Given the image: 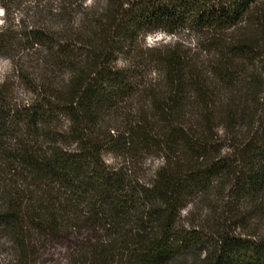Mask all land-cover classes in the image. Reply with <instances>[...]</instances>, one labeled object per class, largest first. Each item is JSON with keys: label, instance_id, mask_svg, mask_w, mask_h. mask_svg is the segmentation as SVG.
Masks as SVG:
<instances>
[{"label": "trees", "instance_id": "obj_1", "mask_svg": "<svg viewBox=\"0 0 264 264\" xmlns=\"http://www.w3.org/2000/svg\"><path fill=\"white\" fill-rule=\"evenodd\" d=\"M48 1L24 42L0 31L29 93L0 85V264L74 230L79 264H264V0Z\"/></svg>", "mask_w": 264, "mask_h": 264}, {"label": "rangeland", "instance_id": "obj_2", "mask_svg": "<svg viewBox=\"0 0 264 264\" xmlns=\"http://www.w3.org/2000/svg\"><path fill=\"white\" fill-rule=\"evenodd\" d=\"M97 0H87L88 4L96 3ZM51 3L48 0H0V31H3L7 36L15 39L17 42L22 39L25 33L34 25L41 24L45 19ZM177 40H184L187 45L194 46L196 44L195 38L187 32H180L177 35L167 34L164 32H153L146 35L143 39L144 47H164L167 45H174ZM21 46V45H20ZM28 49H21L20 55H25ZM151 53L157 54L158 50H153ZM10 56V55H9ZM150 76L156 78L157 72L152 71ZM8 82L12 89L15 98L26 97L29 95L26 89V82L18 76L15 71L13 60L6 54H0V85ZM116 125L118 128L125 127L127 119L126 114L117 116ZM115 124V122L113 123ZM117 134V130H112ZM107 162L114 163L123 160L122 157L115 153L107 151L104 155ZM131 160L130 166H133L138 175H149L162 162L158 156L149 155L146 159L138 161V159ZM138 161V162H137ZM216 197V194H212ZM202 205H189L183 210L184 222H192L198 220L203 215ZM84 234H80L78 230L70 238L50 242L45 247L40 248V262L39 264H79L81 253L77 252L75 242L81 240ZM74 255V256H72ZM14 257L13 251L8 245L0 249V259L12 260ZM75 259H74V258ZM73 259V260H72ZM14 260L12 261V263ZM15 263V262H14Z\"/></svg>", "mask_w": 264, "mask_h": 264}]
</instances>
